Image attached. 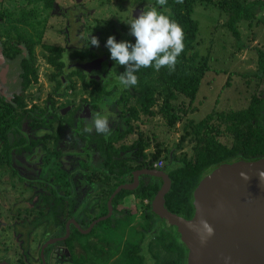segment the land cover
<instances>
[{"label": "rangeland", "instance_id": "1", "mask_svg": "<svg viewBox=\"0 0 264 264\" xmlns=\"http://www.w3.org/2000/svg\"><path fill=\"white\" fill-rule=\"evenodd\" d=\"M155 2L156 0H81L80 2H78V0H56L58 8L54 9L55 13L53 12V14L55 15L51 16L46 21L47 16L49 17V11L51 14V10H47L43 0L35 1L28 5L24 0H16L15 2H13V0H0V12L7 9L11 11L15 10L14 16L19 17L18 13L20 8L25 5L28 10L26 8L24 9L32 12L36 11L37 14L36 17H30L28 22L25 23H17V25L9 24V26L4 24L2 27L3 31L5 29L9 31V36L2 34L1 42L4 43L6 47H10L16 43L19 45L25 42L28 43L27 47L30 48L28 52H32L35 70L38 72L39 77L31 93L37 97L41 96L42 99H46L48 96L49 102H52L58 86L50 83L49 75L55 68L50 63V59L56 58L54 57L55 51L47 47L60 48L62 57L66 53L65 62L69 61L71 55L82 51L86 52L88 48H93L97 54L103 46L104 48L100 50L101 52L109 51L106 46L109 37L114 36L117 42H124V35L128 31V28L125 26L128 24L124 22L128 21V19L131 20V18H128L127 8H137L138 6L146 7L148 5H153ZM192 18L198 24V34L193 48L189 51L194 59V62L190 65H206L207 68L194 102L196 111L189 113L182 122L178 123L173 128L168 127L162 117L158 116L148 119L143 113H141L140 116L144 121L136 120L134 123L135 125H140L146 135L152 140V146L146 150L148 155L151 156V154L155 152L157 144H160L162 149L169 151V160L167 162L165 161L164 166L168 163L170 167L179 165L178 163H181L179 160L184 154H187L188 158L193 156V144H185L183 150L178 148V143L184 134V125L188 120H193L198 123L213 112L229 113L231 111L245 109L250 104L255 92L262 89L259 87V81L255 74L259 69L261 60L260 52L264 53V10L252 21H238L235 24V30L238 31V35H235L228 29L229 15L222 12L221 9L213 3L205 2L196 4ZM64 34H67L66 39ZM90 36H94L98 39L99 47H88ZM11 55L13 57L12 59L20 60L22 57H26L29 54L26 52V54L18 53L15 55V53L12 52ZM59 57L61 58L60 53ZM86 57L87 52L84 54V58ZM18 64L19 61H6V63L3 62L2 65L3 71H1L0 74V84L9 92H16V87L17 91L19 90L18 85L21 72ZM73 68L74 67H69L68 71ZM111 72V78L108 79L104 87H106V92L108 91L113 95L104 99L102 105L93 110V112H103L106 110L107 114L110 116L109 127L112 130L117 126L124 127L125 125L120 124V118L118 116L123 110V107L120 106L121 108L114 110L116 108L114 104L117 98L124 94V90H122L123 87L119 85L116 79V75H118L117 71ZM66 75L70 82H72V90H68V95L82 97L86 90L82 79L80 78L77 80L74 78L73 75L75 74ZM74 82H76L77 85H75ZM73 84L77 87L76 89L73 87ZM133 88H131L132 92ZM130 99L132 100V98H128V100ZM133 102L134 101H130L127 107H131V105L134 104ZM100 108H102V110H100ZM126 114H128V112H126ZM92 135H96L95 131L91 134L87 133V137H91ZM138 137V133L135 132L129 135L123 143L125 145H131ZM109 140L110 139H108V141ZM223 140L231 144L233 139L229 136V138L223 137ZM80 141L85 142L86 138L80 137ZM175 158L177 162L174 164L173 159ZM62 160L64 162L62 165L65 166V169L60 171L57 168L52 171V174H57L59 171L58 175H55L58 180H67L70 183L75 182L76 175H74V173L77 171V175H80L81 179L87 183V175L90 174V177L93 175L94 184L92 193H88L85 196V201H87V203H82L81 205L80 200H75L71 204L72 210L73 206L75 208L81 207V210H88L87 213L84 212L82 217L83 224H88L92 218L102 214L103 205L101 203L104 201V193L107 191L103 190L100 192L99 186L100 184L103 186L106 180L104 175L107 174V169L102 167V165L99 166L97 163H92L89 149H85L84 152L82 151L76 154L75 157L63 156ZM7 161L8 159L2 155V150H0V163H5ZM48 172H50V170H46V174ZM62 172L67 176H64ZM83 176H86V179H84ZM0 178V220H6L8 221L7 224L10 225L16 223V221L18 224H22L21 221H27V219L29 221L34 219V223H42H37L41 225L37 227L28 224L25 225V229H22V232L28 239L29 233L33 232L34 234L33 242L30 240L28 241L32 244L33 252L38 251V248L42 244L41 256L43 248L46 245V240L48 239V242H50L52 237L49 236L52 232L47 231V226H45L43 222L47 220L48 212L53 209L54 204L52 202L49 204H42L41 202L39 203V201H35L34 208L38 209H34L32 212L23 210L25 207H32L30 205L31 203L28 201V198L32 196H30L29 193L21 194L20 192L21 189L19 187H24V184L20 181L10 184V175L4 170H0ZM148 178L149 176H144L146 181H148ZM39 181H44V179ZM54 182L58 181L55 180ZM97 184H99V186H97ZM29 191H31L30 188ZM45 192L54 194V198L60 199L64 197V195L52 188L50 190L46 188ZM34 193L35 192H33V195ZM129 197L131 200H128ZM34 200H37V196H34ZM54 201L60 202V200L57 199H54ZM124 201L126 202L125 204L122 203L116 208L121 210L130 207L131 210L134 211V214H136L133 216V222L127 225L128 228L121 227L118 233L112 232L109 228L110 224L112 225L114 222L112 221L109 225L105 223L104 225H100L93 233V236L90 237V247L87 246L88 244H85L88 241L85 237L78 236L74 239L75 242L73 243L72 249L70 247L71 245H69L68 248L64 243L56 245V248L50 251V258L51 256L53 257L54 253L57 255L59 253L61 258L64 259L61 264H129L127 254L136 248L138 244V254L142 255L147 253V248L150 246L138 243L142 241L136 232L131 231V228L138 224H142L141 228H144L142 213L143 209L147 207L148 202H143L137 194H131L126 197ZM131 205L134 206V208H132ZM88 208H90V210ZM67 215L68 214L65 213L63 216L67 217ZM156 220L160 228H164L167 225L164 220H160L157 217ZM84 226L87 227V225ZM172 227L168 226L167 231L173 233L171 235L175 237L177 241L183 243V238H181L179 230L173 227L174 230ZM89 229H91V226H89L87 230ZM17 232H19V230ZM146 238L145 242L151 241L150 236ZM26 241L27 239L25 238L24 242L26 243ZM52 245H54V243ZM77 246L78 248H75ZM70 251L72 252L70 253ZM71 255H73V257H71ZM36 256L37 255H35V257ZM59 260L60 259H57L56 262L58 263Z\"/></svg>", "mask_w": 264, "mask_h": 264}, {"label": "trees", "instance_id": "2", "mask_svg": "<svg viewBox=\"0 0 264 264\" xmlns=\"http://www.w3.org/2000/svg\"><path fill=\"white\" fill-rule=\"evenodd\" d=\"M15 1L16 0H13V2ZM24 1L28 5L39 0ZM43 1L46 4L47 10H51V14L49 11V17L47 16L46 18L47 21L51 16L55 15L53 12L54 9L58 8V4H56V0ZM205 2L215 4L222 12L229 15L230 18L227 26L235 35H238V31L235 30V24L238 21H252L264 10V0H183L182 4L176 3V0H168L167 7L171 9V18L178 22L183 29L184 51L177 59L174 72L170 74L169 69L166 67L159 71H156L154 66L151 68H142L136 73L138 76V84L133 88L134 93L131 95L132 100L126 98V93L129 92V89L125 90L121 97L117 98L114 106L124 107L122 116H127L125 124L126 130L123 133L118 131V134H114L110 137L108 142L104 141L99 143V149L100 152H102V156H104V164L107 169V174L104 175L106 180L103 186L101 185L99 187H102L101 189L107 192L104 193V201L101 203L103 205L102 214L92 218L91 221L107 215L110 197L121 184L127 181L132 182L134 179L133 175L136 171L152 169L153 164L160 159L166 162L169 160V151L162 149L160 144H157L156 150L151 156L146 153V150L152 146V140L146 135L140 125L134 124L136 120H141L140 114L143 113L148 119L160 116L168 127L173 128L178 123L182 122L189 113L196 111L194 102L207 68L206 65L191 66L190 64L194 62V59L189 51L193 48L198 34V24L192 18L194 8L196 4ZM155 4L156 2L153 5ZM24 8H26L25 5L20 8L18 13L19 17L14 16L15 10L11 11L7 9L0 12V41H2V34L9 36V31L6 29L3 31L2 27L4 24H7V26H9V24L17 25V23L28 22L29 18L32 16H37L36 11H27L28 9L26 8V10ZM129 41V43L135 44L136 38L129 35ZM27 44L26 42L22 43V46L15 44L7 49L10 56H12V52H14L15 55L18 53L24 54L26 52L29 54L21 58L23 71L22 80L25 89L30 86L31 82L34 84L38 82L37 71L33 69L35 65L32 52H28L30 48L27 47ZM47 48L54 50V54L58 52L56 47L49 46ZM59 53L62 57L61 49L58 52V56ZM85 53L86 52H80V54ZM260 55L261 60L259 69L255 76L259 81V87L262 89L255 92L247 108L231 111L229 113L213 112L198 123L193 120H188L184 125V134L178 143V148L183 150L185 144H193L192 150L194 154L191 158H188L187 154H184L179 160L181 162L178 163L179 165L170 167L168 163L165 166L167 168L166 172L169 174L172 183L171 189L164 199L165 206L169 211L181 215L188 220L192 219L195 216L193 204L194 192L207 174L224 163H232L240 160L255 161L264 159V53L260 52ZM84 59L83 57L82 60ZM51 62L57 67H63L65 65L60 57L57 59L52 58ZM116 66L117 69L113 71H117L118 75L126 71L125 66H119L117 64ZM32 87L33 84H31L30 89ZM105 88L104 86L98 85L93 89V103L95 106L99 104L102 105L104 99L113 95L108 91L106 92ZM15 101L17 102L16 105L19 104L18 106H20V108L24 107L21 97L15 98ZM130 101H134L133 103L136 106L132 104L131 107H127ZM18 106L15 107L13 104L6 102L0 97V150L3 151L4 156H6L10 162L16 161L15 158H13L14 153L17 155L26 154L28 161H31L33 156L31 151H25L27 148H25L24 152L22 151L23 144L19 141H10V135L13 131L18 132L20 130L19 126L22 117L19 115L20 112L18 113ZM25 112L26 111L21 110V113ZM126 112H128V114H126ZM35 126L36 124L33 125V128H35ZM135 132L138 133L139 137L131 145H125L123 143L124 140ZM229 136L233 139L231 144L223 140V137L229 138ZM120 142H122L120 146H117L116 144ZM24 147L25 146H23V148ZM103 152H108V154L104 155ZM150 161L152 162L151 164H149ZM175 162H177L176 158L173 159L174 164ZM16 163L18 162L16 161ZM90 178H92V176ZM145 181L146 180L143 178L142 183L139 184L134 191H120L113 200L114 215L95 226V228L88 233L90 235L84 233L86 230L77 229L75 227L72 228L71 236L67 241L68 247L71 245L70 247L72 249L73 243L75 242L74 239L78 236L85 237L86 240H88L85 244L89 246L90 237L93 236V233L100 225H104L105 223L109 225L112 221L114 222L112 223L114 224L113 228L108 227L112 232L118 233L121 227L128 228L127 225L133 222V216H135L134 211L130 208L119 210L116 207L120 205L126 197L131 194H137L143 202H149L142 213L144 228H141L142 224H138L135 225L138 229H131V231L138 234V237L142 241L140 244L144 243L147 239L146 237L150 236L151 241L147 242L150 246V253L153 252L155 254L154 256L152 253L156 259L155 264H186V247L171 235L173 233L167 231V226L160 228L157 225L158 221L151 210L152 200L158 193L161 185L157 181L150 184L145 183ZM42 199L39 203L49 204L52 202L47 194H42ZM52 203L54 204L53 208L56 210L61 204L56 201ZM51 216L52 214L48 216V219L51 218ZM88 224H83V227ZM37 225L39 224L36 223L34 226ZM58 225L60 226V221ZM138 246L127 254L129 264H147L145 260L147 256L138 254ZM71 252L72 251H70V253ZM71 257H73V255H71Z\"/></svg>", "mask_w": 264, "mask_h": 264}, {"label": "flooded vegetation", "instance_id": "3", "mask_svg": "<svg viewBox=\"0 0 264 264\" xmlns=\"http://www.w3.org/2000/svg\"><path fill=\"white\" fill-rule=\"evenodd\" d=\"M80 1L78 0V2ZM145 9H146L145 6H138L137 8L134 7L131 9L127 8L129 15L127 16L128 18H132V16L134 18H138L139 15ZM128 21L130 20L128 19ZM125 26L128 28V31L124 35L125 37L124 42L125 41L130 42L129 41L130 26L129 25H125ZM64 35L66 39L67 34ZM14 45L15 44H13L12 46ZM12 46L6 47L5 44L0 41V74L1 71H3L2 68L3 62L6 63V61L8 62L19 61L18 65L21 72V78L18 85L19 90L17 91V87H16V92H9L4 89L2 84H0V97L3 98L6 102H10V104H13L15 107L19 105V104L16 105L17 102L15 101V98L21 97L23 99L24 107L20 108V106H18L19 107L18 113L20 112L19 115L22 117L19 126L20 130L18 132L13 131V133L10 135V141L13 140H16V142L19 141L20 143L23 144L22 151L24 152L25 148H27V150L25 151L26 152L31 151L33 156L31 158V161H28V158H26L27 156L26 154L17 155L16 153H14L13 158H15V160L18 163H16V161L15 162L7 161L5 163H0V170L7 171L8 175H10L11 178L9 182L10 184H13L14 182L17 181H20L22 184H24V187H19L21 189L20 191L21 194L29 193L30 196H32L28 198V201L31 203L30 205L32 207L31 208L25 207V209L23 210H27L29 212L34 211V202L41 201L42 194H47L52 202H54V199L60 200L59 203L61 204L57 210L53 208L51 211H49L47 216H50L52 214L51 218L48 219L47 217L48 220L43 222L45 223V226H47L46 227L47 231L52 232L49 235L52 236L50 241H54L55 243L54 245H52L53 247L51 245L47 246L46 247L47 249L44 250L43 254L41 253V256H40V252H41L42 244L38 248V251H35L36 252L35 254V252L32 251L33 249L32 244L28 242L29 240L33 242L34 240L33 232L29 233V239L22 232V229H25V225L30 224L34 226L36 223L39 222L34 223V219H32L31 221L27 219V221L26 220L21 221L22 224L19 223L20 225L18 224L17 221L16 223L14 224L12 223L10 225L7 224L8 221L0 220V264H61V262L64 259L61 258L60 254L58 253L57 255L56 253H54L53 257L51 256L50 258V251L53 248H56L55 246L60 243H64L68 247L67 241L71 236L72 228L75 227L77 229L87 230L88 227L93 223L94 220L91 221L87 225V227H83L82 217L84 215V212L87 213L88 210H81L80 209L81 207L75 208L74 206L72 210L71 204L75 200H80L81 205L82 203H87V201H85L86 200L85 196L88 193H92V187L94 183H93V175L92 178H90V174L87 175V183H85L81 179L80 175H77L78 172L75 171L74 175H76L75 176L76 181L70 183L67 180H58L55 175H58L59 171L57 172V174H52V171L57 168L60 171L62 169H65V166L62 165L64 163L62 160L63 156L75 157L76 154L82 151L84 152L85 149L90 150L92 163L95 164L96 161L95 155L98 153V149L94 147L93 140L95 139V137H97V134L94 136L92 135L91 137H87V133L83 131L85 127V120L90 119L91 113L93 112V110L96 109L93 103V89H95V87H97L98 85L104 86L105 84H107L108 79L111 78L110 77L112 73L111 71L116 70L117 66H116V62L111 59V53H109V51L106 52L100 51L102 48H104V46L100 48L98 54L94 51L93 48H88L86 51L87 57L84 60H82L84 54L77 53L71 55L69 57L70 58L69 61L65 62L64 61L66 58V53H65L63 57L60 58L61 61L65 64L63 67L61 66L57 67L56 65H53L52 62H50L55 67L53 72L51 73L52 75L51 74L49 75L50 83L56 84L58 88L56 90V95L54 99L52 100V102H49L48 96L46 99H42L41 96L37 97L36 95L31 93L32 88L37 83L34 84L33 82H31V84H33V87L30 89L31 87L30 84V86L27 89H25V85L22 80V76H23V71L21 66L22 59L20 60L12 59V56L9 55V52L7 50ZM56 48L58 49L59 52L60 48L58 47ZM58 52L54 54V57L56 59L59 58ZM105 56H108L110 62L105 61L104 58ZM94 61H97L98 63L93 66ZM86 65H91V66L88 68L86 67ZM69 67H74V68L68 71ZM33 69L34 71H36L35 66L33 67ZM66 74L69 75L75 74L73 75L74 78H76L77 80L80 78L82 79L83 84L86 88L82 97L68 95L69 93L68 90L69 91L72 90L71 88L72 82H70L69 78L66 77L67 76ZM37 77H38V72H37ZM74 83L75 85H77L76 82ZM75 85L73 84V87L76 89L77 87ZM122 90L125 91L127 89L123 88ZM126 94H127L126 98L128 99L131 98L133 92L131 91V89H129V92H127ZM117 108H121V107H116L114 110H116ZM100 109L102 110V108ZM21 110H24L26 112L21 113ZM118 116L120 118L119 119L120 124L125 125L127 116H122V112H120ZM34 123L36 124L35 128H33V125H35ZM80 137L86 138V141L85 142L80 141ZM23 146L25 147L23 148ZM2 155L4 156L3 151H2ZM151 163L152 162L150 161L149 164ZM155 163L153 164L152 169H147V170H163L166 172L167 168L165 166L163 167V169H156ZM46 170H50V172L46 174ZM62 174L64 176H67L63 172ZM83 178L86 179V176H83ZM143 178L144 176L140 175L139 178L140 184L142 183ZM42 179H44V181L40 182L39 180ZM55 180H57L58 182H54ZM133 181L132 182L127 181L126 183H133ZM155 181H157L160 184V181L158 179L149 176L148 182L145 181V183L150 184ZM97 186H99V184H97ZM29 188L31 189L32 192L29 191ZM46 188L49 190L52 188L56 190L58 193L64 195V197H61L60 199L56 197L54 198L55 196L54 194H48L45 192ZM101 191L103 190L100 187V192ZM33 192H35L34 195ZM34 196H37V200H34ZM122 203L125 204L126 202L123 200ZM88 209L90 210V208ZM65 213L68 214L67 217L63 216ZM59 221H60V226L58 225ZM68 225L70 226V235L68 239L65 241L57 242L58 239L65 238L67 234L66 230ZM37 226H41V225H37ZM110 227L113 228L114 224L110 225ZM133 228L138 229L136 226H134ZM18 230L19 232H17ZM25 238L27 239L26 243L24 242ZM47 242L48 239L46 240V243ZM142 244H146L149 246L148 242H144ZM183 245L187 249L186 264H188V257L190 254V250L184 243ZM75 248H78V246ZM152 253H150L149 248H147V253L142 254L144 256H147L145 259L147 264H155L156 262V259L154 258L155 254L153 253L154 255L153 256ZM35 255L37 256L35 257ZM57 259H60L58 263L56 262Z\"/></svg>", "mask_w": 264, "mask_h": 264}, {"label": "water", "instance_id": "4", "mask_svg": "<svg viewBox=\"0 0 264 264\" xmlns=\"http://www.w3.org/2000/svg\"><path fill=\"white\" fill-rule=\"evenodd\" d=\"M104 58L110 62L108 56ZM97 63L94 61L93 66ZM259 171H264V159L224 163L212 170L194 192L195 216L190 220L165 206L164 199L172 186L167 172L136 171L133 183L119 186L110 197L108 214L96 219L91 229L84 233L88 234L100 222L113 216L112 202L120 191H134L140 184V175L150 176L158 179L161 185L151 203L152 213L179 230L182 242L190 250L188 264H264V181L260 180ZM241 172L248 179L243 178ZM66 233L65 238L57 242L68 239L69 225ZM53 243H46L42 254Z\"/></svg>", "mask_w": 264, "mask_h": 264}, {"label": "clouds", "instance_id": "5", "mask_svg": "<svg viewBox=\"0 0 264 264\" xmlns=\"http://www.w3.org/2000/svg\"><path fill=\"white\" fill-rule=\"evenodd\" d=\"M168 0H156L155 5H148L138 18L132 16L126 21L130 26V35L136 38V43L117 42L115 37H109L107 47L111 59L119 66H125L126 71L116 75V79L125 89H131L138 84L136 73L142 68L154 66L156 71L168 68L169 72L175 71L178 57L184 51V33L181 25L171 18V9L167 7ZM182 4L183 0H176ZM167 13V14H166ZM89 46H99L96 37H89ZM110 116L107 111L92 112L91 118L85 120L84 132L107 138L111 134L109 127ZM240 175L248 179L244 172ZM258 176L264 181V171H259ZM207 227V226H206ZM211 231V229H209Z\"/></svg>", "mask_w": 264, "mask_h": 264}, {"label": "crops", "instance_id": "6", "mask_svg": "<svg viewBox=\"0 0 264 264\" xmlns=\"http://www.w3.org/2000/svg\"><path fill=\"white\" fill-rule=\"evenodd\" d=\"M95 106V105H94ZM99 106H101V104H99V105H97V106H95L96 108H98ZM124 108V107H123ZM101 110V109H100ZM124 110V109H123ZM121 111L122 113L124 112V111ZM141 121H144V119H141ZM126 130V127L124 126V127H122V126H117L115 129H112L111 130V134L107 137V138H105L103 135H100V136H98L97 135V137H95V139L93 140V143H94V147L96 148V149H98V153L95 155V158H96V161H95V163H97V164H99V166L100 165H102V167H105V164H104V162H105V159H103V157L104 156H102V152H100V149H99V143L100 142H108V139H110V137H112L114 134H118V131H120V133H123L124 131ZM132 135V134H131ZM103 138L105 139V140H103ZM127 139V138H126ZM126 139L124 140V142L126 141ZM107 140V141H106ZM122 142H120V143H118V144H116L117 146H119V144H121ZM95 151V150H94ZM104 153V155L105 154H108V152H103ZM94 158V159H95ZM93 159V160H94ZM106 168V167H105ZM128 200H131V198L129 197L128 198ZM132 206V205H131ZM130 208V207H129ZM132 208H134V206H132ZM131 209V208H130ZM134 215H136V214H134Z\"/></svg>", "mask_w": 264, "mask_h": 264}, {"label": "built area", "instance_id": "7", "mask_svg": "<svg viewBox=\"0 0 264 264\" xmlns=\"http://www.w3.org/2000/svg\"><path fill=\"white\" fill-rule=\"evenodd\" d=\"M164 165H165V161L160 159L159 161H156L155 168L156 169H163Z\"/></svg>", "mask_w": 264, "mask_h": 264}]
</instances>
